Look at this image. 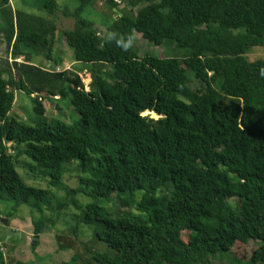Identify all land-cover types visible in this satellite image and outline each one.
<instances>
[{
    "label": "trees",
    "instance_id": "obj_1",
    "mask_svg": "<svg viewBox=\"0 0 264 264\" xmlns=\"http://www.w3.org/2000/svg\"><path fill=\"white\" fill-rule=\"evenodd\" d=\"M36 1L39 14L13 12L0 0V45L14 56L7 80L0 71V202L28 207L39 236L54 224L44 217L51 197L24 183L19 157L59 189L64 165L76 164L79 186L66 192L89 199L81 223L106 249L91 262L211 264L229 256L232 264L264 263V59L245 57L264 46V0H127L134 13L104 0L111 11L104 38L84 17L94 0H75L74 26L62 37L74 61L90 66L88 91L76 76L31 64L30 52L61 62L52 55L56 0ZM135 33L187 54L139 57L118 45ZM190 76L204 87L191 90ZM10 88L31 97L33 124L12 116ZM46 96L69 98L78 119L48 120ZM137 191L139 214L113 217L99 204ZM0 264H7L1 253Z\"/></svg>",
    "mask_w": 264,
    "mask_h": 264
},
{
    "label": "rangeland",
    "instance_id": "obj_2",
    "mask_svg": "<svg viewBox=\"0 0 264 264\" xmlns=\"http://www.w3.org/2000/svg\"><path fill=\"white\" fill-rule=\"evenodd\" d=\"M8 1L9 7L13 12L16 10H22L29 14L41 13L40 4L36 0ZM56 3L57 8L54 18L56 21L57 31L54 43L55 49L53 50L52 55L61 62L59 65L55 66L53 62L46 61L43 53L30 52L29 58L31 60V64L49 71H65L67 72L68 79H72L76 76L83 83L85 91H88L91 83V78L88 72V70H90V66H85L74 61L73 51L66 46L62 37L63 31L70 30L74 26L72 14L78 6V3L75 0H56ZM117 4L119 10H125L127 13H134L138 9L137 7L131 11L127 6V0H118ZM143 5L144 4H140V6ZM106 15L109 17L111 15V11L105 5L104 0H94L92 7L87 8L84 13L85 18L95 23V29L98 31L100 38H104L107 33L105 29L108 25L107 22L109 19L107 22H104ZM134 38L132 48L139 57L149 54L151 56H158V58L176 57L182 59L187 54L184 49L174 48L170 44H164L159 47L148 45L145 43V40H143L140 35L136 33L134 34ZM22 52H25L23 48ZM43 52L45 53L46 49ZM245 57L249 62L263 60L264 46L251 48ZM13 61L14 56L10 54L6 45L2 43L0 45V71L3 72V78L5 80L8 79L9 75L6 71L12 66ZM16 62H24V57H17ZM105 70H107V68H105ZM188 78L190 79L188 86L191 90L196 92L204 87L203 83L196 81L193 78L191 79V76ZM10 89L13 90L15 96L11 111L12 116L17 118L19 121L27 124H33L32 122L35 115L33 113V103L31 101V97L22 91H15L13 88ZM43 104L48 120L61 121L64 124H71L78 119V114L71 106L69 98L59 100L57 97L53 98L46 96ZM142 116H148L153 119L158 118V116L154 118L152 115L144 113ZM27 162H29V160L24 156L19 157L16 171L22 177V180L27 186L49 192L52 206L50 209H46L44 217L48 220L52 219L54 224L52 225L47 222V229L43 234L41 233L39 236L40 240L38 241V244H35V246L32 244L33 238L35 237L32 236V239L30 238V241L28 242L26 241V238H29L28 233L23 231L28 226L31 228L30 233H33L30 209L23 205L15 208L14 202L11 200L0 202L1 217H5L7 212H10L13 208H15L14 217L24 221V223H16V227L14 226V228L9 226L11 228L12 235H8L5 228L0 224V249L2 248L0 253L3 256V260L7 264L12 263L17 258L27 264H95L93 261H90L92 254L94 252L101 253L106 251V249L103 244L100 243V245L98 244L99 242L96 243L94 241L91 228L81 223L83 209L85 205L89 203V199L82 194H78L73 197L66 192V189L74 190L79 186L78 180L82 174L78 173L76 170L77 165H64V170L66 167V171L61 180L62 188L59 189L51 187L47 178H35L30 173ZM141 196L142 192L140 191L134 192L131 196L128 193H121L120 195L113 194L109 201L99 202V204L113 217L120 216L124 213L134 214L137 212L134 206L140 200ZM60 203L64 204V207L58 209L57 205ZM137 214L139 213L137 212ZM37 216L38 215L35 213L34 217ZM142 216L143 215L140 217ZM13 229H15L16 232L21 231L24 235L19 232H14ZM241 253L243 254L242 257L246 258L249 251L246 253V251L241 250ZM74 255L77 256V261L72 260ZM211 264H232V262L231 258L228 256L222 261L219 260V258L212 260Z\"/></svg>",
    "mask_w": 264,
    "mask_h": 264
},
{
    "label": "crops",
    "instance_id": "obj_3",
    "mask_svg": "<svg viewBox=\"0 0 264 264\" xmlns=\"http://www.w3.org/2000/svg\"><path fill=\"white\" fill-rule=\"evenodd\" d=\"M46 61H47V60H46ZM20 222H23V223H24L23 220H21V219H16V217H15V219H13V220H11V221L9 222V226H12V228H14V226L16 227V223H20ZM19 229H20V228H19ZM30 229H31V228L27 226V228H25V229L23 230V231H26V232L28 233L29 238L25 235V236L27 237V238H26V241H28V242L30 241V238L32 239V236L34 237L33 233H30ZM10 230H11V228H10ZM20 230H22V229H20ZM13 231L16 232L15 229H13ZM18 232L21 233L22 235H24L21 231H18ZM18 232H16V233H18ZM42 234H43V233H42ZM11 235H12V234H11ZM40 235H41V234H40ZM40 235H39V236H40ZM39 236H35V237H37L36 244H38V241L40 240V239H39ZM35 246H36V245H35ZM1 249H2V248H1ZM1 249H0V250H1ZM15 260H16V261H20V262H22V263H24V264H27V263H25L24 261H22L21 259H18V258H17V259H15Z\"/></svg>",
    "mask_w": 264,
    "mask_h": 264
},
{
    "label": "clouds",
    "instance_id": "obj_4",
    "mask_svg": "<svg viewBox=\"0 0 264 264\" xmlns=\"http://www.w3.org/2000/svg\"><path fill=\"white\" fill-rule=\"evenodd\" d=\"M134 39L135 38L133 35H129L126 40L121 38V39L117 40V43L120 47H122L126 51L133 46Z\"/></svg>",
    "mask_w": 264,
    "mask_h": 264
},
{
    "label": "water",
    "instance_id": "obj_5",
    "mask_svg": "<svg viewBox=\"0 0 264 264\" xmlns=\"http://www.w3.org/2000/svg\"><path fill=\"white\" fill-rule=\"evenodd\" d=\"M158 118H160V116H158ZM0 224L5 228V230L8 233V235L12 234L11 230H10V227H9V220L7 218L0 216ZM36 241H37V237L33 238V243L32 244L35 245Z\"/></svg>",
    "mask_w": 264,
    "mask_h": 264
}]
</instances>
